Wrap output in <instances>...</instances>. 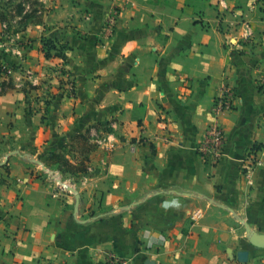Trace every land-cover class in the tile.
Wrapping results in <instances>:
<instances>
[{"label": "crops", "instance_id": "0c3cea01", "mask_svg": "<svg viewBox=\"0 0 264 264\" xmlns=\"http://www.w3.org/2000/svg\"><path fill=\"white\" fill-rule=\"evenodd\" d=\"M3 1L0 83L12 87L0 96V264H100L107 253L131 264H264V166L252 188L240 175L264 140V0ZM241 22L254 32L248 44ZM45 40L65 50L45 57ZM224 84L236 98L211 167L196 145ZM164 117L168 137L153 143ZM93 132L108 141L94 145ZM51 154L72 165L60 171L72 194L49 182Z\"/></svg>", "mask_w": 264, "mask_h": 264}, {"label": "built area", "instance_id": "2783aa9c", "mask_svg": "<svg viewBox=\"0 0 264 264\" xmlns=\"http://www.w3.org/2000/svg\"><path fill=\"white\" fill-rule=\"evenodd\" d=\"M256 3H261L263 0H253ZM119 16V9H115L113 13L109 15L106 21V27L109 31H112L115 25V21ZM240 40L244 44H248L253 36L254 32L249 22L240 23ZM7 73V70L3 71ZM52 72L60 77L63 82L66 94L68 96H73L75 91V86L73 80L69 75L63 70L62 66H55ZM32 77V73L27 72L26 77ZM258 86L264 89V77L259 78ZM236 98L235 90L228 84L224 86L219 91L218 95L213 99L211 104V116L212 121L206 125L203 130V134L196 145V154L204 164L211 167L217 166L222 158L223 151L226 142V133L223 131L220 119L225 112L231 111L234 108V100ZM158 125L162 134L154 135L150 140L155 143L158 139L166 140L168 137L167 133V123L166 117L161 118ZM262 130H264V116L263 121L260 124ZM92 142L94 145L101 146L108 141L109 137L101 136L96 133H92ZM260 166H264V140L255 143L251 148L245 153V157L241 160L240 175L244 184L247 188H252L254 180L253 174ZM47 173V178L56 193L61 195L72 194L74 190V184L69 179H65L62 173L58 170H47L43 168ZM201 217V212L196 211L191 215V220L195 221ZM100 264H131L129 259L117 257L112 253H107L105 258Z\"/></svg>", "mask_w": 264, "mask_h": 264}, {"label": "trees", "instance_id": "16d2710c", "mask_svg": "<svg viewBox=\"0 0 264 264\" xmlns=\"http://www.w3.org/2000/svg\"><path fill=\"white\" fill-rule=\"evenodd\" d=\"M43 49L45 57H50V52L55 51L57 53H62L65 50V47L63 45H57L54 44L51 40H45L43 43ZM2 71V70H1ZM12 87V84L10 81L2 82L0 83V96L3 95L9 88ZM50 160H54L59 165V171L61 172H71L73 171L72 165L68 163V161L60 154H51ZM79 171H83L82 167H79L77 169Z\"/></svg>", "mask_w": 264, "mask_h": 264}, {"label": "rangeland", "instance_id": "374dc122", "mask_svg": "<svg viewBox=\"0 0 264 264\" xmlns=\"http://www.w3.org/2000/svg\"><path fill=\"white\" fill-rule=\"evenodd\" d=\"M11 2H12V1H10V0H4V1H3V5L6 6V5H8L9 3L11 4ZM16 11L19 12V11H20L19 8L16 7Z\"/></svg>", "mask_w": 264, "mask_h": 264}, {"label": "water", "instance_id": "95a60500", "mask_svg": "<svg viewBox=\"0 0 264 264\" xmlns=\"http://www.w3.org/2000/svg\"><path fill=\"white\" fill-rule=\"evenodd\" d=\"M148 264H151V263H148Z\"/></svg>", "mask_w": 264, "mask_h": 264}]
</instances>
